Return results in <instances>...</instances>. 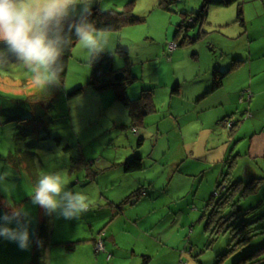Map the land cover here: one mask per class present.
<instances>
[{
    "label": "rangeland",
    "instance_id": "374dc122",
    "mask_svg": "<svg viewBox=\"0 0 264 264\" xmlns=\"http://www.w3.org/2000/svg\"><path fill=\"white\" fill-rule=\"evenodd\" d=\"M239 4L244 25L237 19ZM130 5L142 21L105 31L107 49L91 63L77 41L67 75L58 84L38 83L20 65L0 70V121L20 119L15 120L18 127L0 125V155L6 158L19 146L33 163L17 169L0 159V216L9 210V203L22 207L28 213L30 244L34 239L36 245L44 209L32 203L35 181L30 171L36 174L35 180L46 172L63 171L68 187L86 194L88 210L71 219L51 215L48 264H94L96 257L104 259L109 252L96 253L93 240L105 239L108 230L126 245L113 252V262L119 264H143L140 249H146L151 264H235L264 246V233L244 246L242 222L256 218L218 220L209 218V213L231 157L238 163L232 180L248 182L252 170L258 172L254 178L264 179V159H252L245 151L246 142L264 125V0L211 8L202 28L206 35L176 47L174 56L170 45L176 43L182 13L199 9L202 0H98L103 12L123 11ZM196 33L190 30V35ZM4 48L0 42V49ZM237 52L244 60L236 61L222 87L206 93L211 85L205 81L208 63L212 58L231 61ZM106 57L111 67L110 79L105 80L116 81L120 73L135 78L125 86L129 99L153 91L155 111L138 127L141 146H137L139 138L128 110L116 100L123 86L98 91L89 85L95 60ZM176 85L179 91L173 94ZM77 89L81 94L71 96ZM9 131H13L12 139L18 134L11 146ZM135 156L142 157L144 169L126 173L122 164ZM226 187L227 181L218 190L225 192ZM263 198L264 188L248 201L239 200L237 208L243 213ZM262 213L264 199L254 217ZM113 218L124 219L111 226ZM4 239L0 251H22ZM68 242L79 243L77 250L65 251L60 244ZM134 242L137 256L131 254ZM159 246L168 248L162 251L163 262Z\"/></svg>",
    "mask_w": 264,
    "mask_h": 264
},
{
    "label": "clouds",
    "instance_id": "9594fccd",
    "mask_svg": "<svg viewBox=\"0 0 264 264\" xmlns=\"http://www.w3.org/2000/svg\"><path fill=\"white\" fill-rule=\"evenodd\" d=\"M77 5L84 6L87 12L91 0H0V42L6 45L0 49V70L20 65L38 83L58 84L63 53L72 42L73 32L91 63L107 49L109 41L105 30L97 29L87 15L69 22ZM68 185L63 171L46 172L35 182L32 203L48 215L59 213L66 219L80 217L88 210L87 196ZM8 208L0 216V236L27 249L30 245L28 213L11 203ZM13 223L15 227L11 226Z\"/></svg>",
    "mask_w": 264,
    "mask_h": 264
},
{
    "label": "trees",
    "instance_id": "16d2710c",
    "mask_svg": "<svg viewBox=\"0 0 264 264\" xmlns=\"http://www.w3.org/2000/svg\"><path fill=\"white\" fill-rule=\"evenodd\" d=\"M239 0H202V5L197 10H192L191 12H183V18L181 20V23L177 27V31L175 33L174 37V46L175 48L183 47L188 43H194L200 41V39L206 35L205 31H203V26L207 23L208 15H209V9L212 5L217 6H231L234 2ZM242 9L241 4L238 5V11H237V19L240 20V24L244 25V21L242 18ZM88 19L96 26L97 29H102L105 31H118L122 28L124 25H135L138 24L140 21H142L141 18L136 17L133 15L132 7L131 5L126 7L123 11H101L99 7L92 12L90 15H88ZM70 22V20H69ZM194 29L197 33L194 35H190V30ZM183 36V38H182ZM77 38L75 37L74 32L72 33V42L71 44L64 50L63 57H62V63H63V70L60 73V81H62L68 71V64H69V58L72 52V49L74 45L77 42ZM238 62H233L226 71H220L218 69L214 70L213 73V84L212 88H210L207 93L213 92L221 87L222 79L228 75L232 70L235 69V66ZM102 63L99 65L98 68L94 67V71L91 75V80L89 82V85L98 90L103 91L109 88H114L119 85L123 86V91L116 93V100L122 102L126 109L129 112V116L132 121V129H138L139 126H144V119L147 115L150 113H153L155 111V106L153 102V91L152 90H145L142 92L141 96L137 99L131 100L126 95V87L127 85L132 84L135 81V78L128 77L124 78L118 82L116 81H110L105 80L107 77V74L104 76L99 75V73H102ZM110 79V78H109ZM80 89L75 90L71 96L74 95H80L81 94ZM177 91V85L174 86L173 92ZM1 101H6L2 98ZM20 120V119H19ZM18 139V134L15 135L13 139L14 141ZM21 142V141H19ZM143 143V139L141 138L138 142V146H141ZM32 158L27 152H22L21 148L17 146L14 149L10 151V153L5 158L6 162L9 164V166H13L14 168H20L22 165H26V167H31ZM229 169L224 174H221V177L219 179V182L217 183V189L215 191V197L217 198L216 202H211L212 208L211 212L209 213V218H256L253 221L249 222H242V229L244 227V232H241L242 235V241H244V246L250 242V239L253 237L255 238L258 235H261L264 233V223L262 224V220H264V213L256 216V212L259 211V206L256 207H247L244 209V212L241 213V209L237 208V204L239 203V200L241 199H248L251 195H254L256 192V181L250 180L248 182L244 181H236L232 180V172L235 166L237 165L236 161L234 159L229 160ZM236 164V165H235ZM33 166V163H32ZM122 167L126 173H136L140 172L144 169V166L142 164V157L135 156L131 159H128L122 164ZM31 176L33 177L34 181L36 182V174L33 175V171H30ZM227 181V187L225 188V192H220L218 188L222 185V183ZM35 185V184H34ZM258 186V184H257ZM242 188L241 190H238ZM237 200V202H236ZM236 202V203H235ZM255 214V215H254ZM43 218L44 220L41 223V226L37 229L36 237H38V243L37 247L35 248L34 254L31 259L30 264H48L45 259V255L48 248V241H49V227H50V219L51 215H48L43 212ZM262 224V225H261ZM235 234V233H233ZM232 234V236H233ZM103 241V239H94V249L96 253H106L105 251H97L96 246L97 244ZM79 243L76 242H68L64 245L65 251L67 252H73L76 248V245ZM104 244V242H103ZM264 246L259 248L256 251H253L252 253L244 256L239 261H237L235 264H264ZM263 250V251H262ZM108 255L110 257L108 258ZM107 261H110L112 258V255L107 253L106 254Z\"/></svg>",
    "mask_w": 264,
    "mask_h": 264
},
{
    "label": "crops",
    "instance_id": "0c3cea01",
    "mask_svg": "<svg viewBox=\"0 0 264 264\" xmlns=\"http://www.w3.org/2000/svg\"><path fill=\"white\" fill-rule=\"evenodd\" d=\"M215 7H222V6L212 5L209 10L211 11V8L216 9ZM243 21H244V19H243ZM210 47H211L212 50L213 49L215 50L214 44H210ZM170 50L172 52V56H174L176 54V52H177V48H175L174 44H171L170 45ZM239 60H244L243 57H242V55H240L239 52L234 53V55L232 56L231 61H230V58L225 59V60H220V59L219 60L218 59L217 60H214L212 58V61L213 62L210 61L208 63V65L206 66V70H205V81L206 82H209V84L211 82L210 87L207 88L206 91H208L210 88H212V84H213V73H214V70L215 69H218L220 71H226L228 68H230V66H231V64L233 62L235 63L236 61H239ZM224 78L222 79L221 87L224 84L223 83L225 81ZM178 91H179V89H178V85H177V91L176 92L174 91L173 94L178 93ZM2 102H4V101H2ZM2 109L0 110V114H2L1 113V111H3ZM7 111H8V109H7ZM2 118H4V117H2ZM15 120L19 121V118L8 117L7 119L1 120L0 121V125H2L3 128H4V126L7 128V126L9 125L10 126L9 127L10 129L13 126H17L18 127V125L16 124ZM262 125H263V122H262ZM132 130H133L134 134L137 136V138H139L138 139V142H139V140L142 138L141 135H139V130L138 129L137 130L136 129H132ZM260 130L261 131L258 134L256 133V134H254V135L251 136V138L249 139V142H246V149H245V151L248 150L247 156H250L252 159H256V158H263L264 159V125L261 127ZM9 132L11 134H9L10 135V138L8 139V141L10 142V146H11V144L13 143V139H12L13 131H9ZM138 142H136L137 143V146H138ZM0 159H5V158L0 155ZM236 166H235V168H236ZM235 168L233 169V172H232V178H234L233 173H234ZM2 174H4V173H2ZM248 174H250V178H251L250 180H254V181L257 180V182H256V187H257L256 189L257 190H256V192H255L254 195H251L250 197H248V199H249L252 196L258 195L259 192L262 191V189L264 188V182H263L264 179L263 178L262 179H260V178H254L253 176H256L255 174H258V172L255 171V170L249 171ZM235 180L236 181H243V179H239V178L238 179H235ZM257 184H258V186H257ZM248 199H244V200L248 201ZM263 199H261L260 202H263ZM119 219H122L123 220L124 218H113V222H111V226H113L115 224V222L119 221ZM131 219L132 218H127V221L132 223ZM123 225H125V223ZM139 232L143 236H146L147 235L145 229H140L139 228ZM104 234H105V239H103L104 248L106 249L107 252H109L112 255V258H111L110 261H107V257L106 256L104 258L105 260L102 257H96L95 263H94V260H93V263L94 264H104V261H105L107 264H110V263H112V264H119L117 261H114L113 262V260H114L113 259V255H114L113 252H117V250L119 248L120 249L126 248V245L124 246V245H121V243H119V241L117 240V238L115 236L114 231L111 232L110 230H108V231L104 232ZM125 234L127 236L128 235L130 236L131 235V231H125ZM2 239H4V238L0 237V240H2ZM6 241H7V239H6ZM105 241H106V243H105ZM10 242L15 243V245H16L15 246V249H18L17 242L12 241V240H10ZM31 242L33 243V246H31V244L29 245L31 248L29 247V251L28 252L25 249H22V251L20 250L19 252H15V253H13V252L11 253V249L10 250L7 249L6 251H0V264H30L31 263L32 256H33L34 251H35V248L37 247V244L34 245L35 244L34 239ZM108 242L110 244H108ZM159 247L160 248L158 249L157 252H159L160 259L163 262L162 257H161L162 251L163 250H168V248H165V246L164 247L163 246H159ZM132 248L133 249L131 251V254L133 256H137V252H136L137 246H136L135 242L132 244ZM32 250H33V253H32ZM76 250H77V247L75 248L74 251H76ZM140 252H141L140 254H142L141 256H142L143 264H151L152 263V259L148 255L145 254L147 252L146 249H140ZM68 253H72V252H68ZM88 263H89V260H88Z\"/></svg>",
    "mask_w": 264,
    "mask_h": 264
},
{
    "label": "water",
    "instance_id": "95a60500",
    "mask_svg": "<svg viewBox=\"0 0 264 264\" xmlns=\"http://www.w3.org/2000/svg\"><path fill=\"white\" fill-rule=\"evenodd\" d=\"M98 8V0H91V5L88 9V11L86 12L85 9H84V6L82 5H77L75 10L71 13V16L69 18V20H74V19H79V17L84 14V15H89L88 12H90V14L92 12H94L96 9ZM108 59L109 58H103V59H100V58H97L94 62V66L96 68L99 67V65L102 63L103 66H102V75H105L107 74L108 72H110V63L108 62ZM124 78V75L122 73L120 74H116L115 76V80L116 81H119V80H122Z\"/></svg>",
    "mask_w": 264,
    "mask_h": 264
},
{
    "label": "built area",
    "instance_id": "2783aa9c",
    "mask_svg": "<svg viewBox=\"0 0 264 264\" xmlns=\"http://www.w3.org/2000/svg\"><path fill=\"white\" fill-rule=\"evenodd\" d=\"M99 75H102V73H99ZM96 250L97 251H105V248H104V244H103V241H100L97 246H96ZM110 257V255H108V258Z\"/></svg>",
    "mask_w": 264,
    "mask_h": 264
}]
</instances>
